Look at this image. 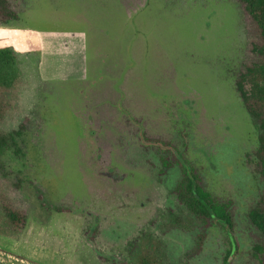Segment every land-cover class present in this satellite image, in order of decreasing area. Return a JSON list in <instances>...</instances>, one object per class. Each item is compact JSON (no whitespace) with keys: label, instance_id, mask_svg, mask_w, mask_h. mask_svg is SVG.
Returning <instances> with one entry per match:
<instances>
[{"label":"rangeland","instance_id":"obj_1","mask_svg":"<svg viewBox=\"0 0 264 264\" xmlns=\"http://www.w3.org/2000/svg\"><path fill=\"white\" fill-rule=\"evenodd\" d=\"M10 6L18 19L0 25V38L21 86L0 124L14 133L1 160L26 221L0 234L7 260L134 264L135 241L151 233L166 264H224L230 236L228 264H264L246 218L262 181L258 129L234 87L256 57L239 2ZM186 173L231 202V230L217 220L201 229L186 212L174 193Z\"/></svg>","mask_w":264,"mask_h":264},{"label":"trees","instance_id":"obj_2","mask_svg":"<svg viewBox=\"0 0 264 264\" xmlns=\"http://www.w3.org/2000/svg\"><path fill=\"white\" fill-rule=\"evenodd\" d=\"M11 1L0 0V25L18 19V14L10 6ZM241 7L247 36H253L251 51L256 52L255 63L245 66L242 62L234 77V87L246 111L253 118L258 129L257 147L254 157L259 164L260 187L255 200L246 212L248 223L256 233L253 235V249L256 254L264 252V0H237ZM251 43V42H250ZM19 68L13 49L0 38V124L9 113L17 108L21 86ZM14 133L4 132L0 127V234L13 235L20 231L26 221V214L12 198L13 187L8 185L7 175L1 155L14 142ZM18 187V183H14ZM178 201L201 229L217 220L227 230L232 229L233 213L231 202H221L207 192L197 174H184L174 189ZM197 248L200 250L203 234H199ZM134 264H166L161 241L151 233H146L135 241ZM230 251H228L229 254ZM228 254L224 264L227 262Z\"/></svg>","mask_w":264,"mask_h":264},{"label":"crops","instance_id":"obj_3","mask_svg":"<svg viewBox=\"0 0 264 264\" xmlns=\"http://www.w3.org/2000/svg\"><path fill=\"white\" fill-rule=\"evenodd\" d=\"M41 33V32H40ZM51 33V34H50ZM53 35H54V32H47V38L46 39H48V44H47V48L48 49H52V46H53V40H52V37H53ZM69 44V43H68ZM78 43H75L74 44V50H75V45H77ZM82 47V46H81ZM42 50L44 49V44L42 43ZM83 48V47H82ZM7 256H9V255H7V254H5V253H2L1 251H0V264H9V263H11V264H20V262L21 261H19V260H17V259H15V258H13V257H11V259L12 260H7ZM10 261V262H9Z\"/></svg>","mask_w":264,"mask_h":264},{"label":"water","instance_id":"obj_4","mask_svg":"<svg viewBox=\"0 0 264 264\" xmlns=\"http://www.w3.org/2000/svg\"><path fill=\"white\" fill-rule=\"evenodd\" d=\"M230 240H231V247H232V248H231V251H230L229 257L227 258V262H226V264L229 263V258H230L231 254L233 253L234 248H235L234 241H233V239H232L231 236H230Z\"/></svg>","mask_w":264,"mask_h":264}]
</instances>
